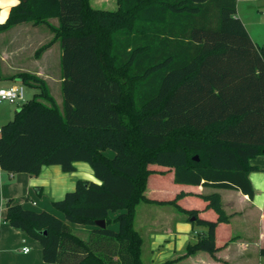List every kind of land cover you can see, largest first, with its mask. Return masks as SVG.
Masks as SVG:
<instances>
[{
	"label": "trees",
	"instance_id": "obj_1",
	"mask_svg": "<svg viewBox=\"0 0 264 264\" xmlns=\"http://www.w3.org/2000/svg\"><path fill=\"white\" fill-rule=\"evenodd\" d=\"M237 1L117 0L116 11H104L90 0H18L11 9L0 32L30 23L53 34L35 56L59 41L62 102L36 75L10 77L37 92L0 129V169L38 176L46 166L72 173L83 162L100 183L77 180L53 202L63 219L7 201L4 222L39 242L45 263L144 264L140 204L172 205L205 230L182 258L214 257L227 246L217 243L219 225L229 223L218 194L162 201L145 192L153 176L165 185L172 176L173 185L253 197L248 176L259 169L249 161L264 157V45L236 16ZM187 196L216 219L181 207ZM70 224L92 227L88 240Z\"/></svg>",
	"mask_w": 264,
	"mask_h": 264
},
{
	"label": "crops",
	"instance_id": "obj_2",
	"mask_svg": "<svg viewBox=\"0 0 264 264\" xmlns=\"http://www.w3.org/2000/svg\"><path fill=\"white\" fill-rule=\"evenodd\" d=\"M18 3V0H0V25L7 21L11 9ZM90 5L93 9L104 11H116L118 8L117 0H90ZM236 16L238 17L237 11ZM49 23L53 26L58 25L56 19L49 20ZM242 23L244 24L243 21ZM244 26L252 41L262 46L253 39L246 24ZM52 38L53 34L47 27L34 26L30 23L19 24L0 32V89L24 87L21 82L10 80V77L28 72L44 80L54 97L50 83L60 89L62 84L61 73L57 70L61 58L59 41L39 56H35V52ZM53 63L56 69L54 66L55 73L51 76L47 71L53 68L51 65ZM27 87L30 90L28 98H31L37 91ZM54 98L60 106L61 103ZM15 112L16 109L12 105L0 102V129L13 120ZM249 165L259 169L248 176L253 189L251 198L232 189L173 185L172 176L169 177L171 183L165 185L160 183L159 178L153 176L145 192L147 198L168 201L174 199L180 192L199 196L218 194L222 209L229 217V223L218 227L217 243L220 246L227 242V246L219 250L214 257L205 252H197L182 258L186 245L195 241L198 235L204 234L205 230H195L187 221L186 215L178 212L172 205L140 204L136 209L135 228L144 239L143 255L146 253L147 261L156 263L155 253L165 245L167 249L159 253V261L162 262H157L158 264L166 261H174L173 264H261L263 257L259 251L264 248V157L257 156L251 159ZM74 167V172L64 173L59 166H46L38 176L12 175L0 169V264H48L42 259V247L39 242L4 222L6 203L11 200L25 209L47 211L60 217V213L53 209L52 203L62 200L67 193L72 192L78 178L100 184L87 163L78 162ZM178 204L184 209H197L202 218L216 219V214L212 210H207L206 202L199 198L187 196ZM80 226L70 224L75 235L76 231L80 230H88L90 234L93 229L90 226L81 229ZM111 228L117 230V224H112ZM25 248L28 249L27 253L23 252Z\"/></svg>",
	"mask_w": 264,
	"mask_h": 264
},
{
	"label": "rangeland",
	"instance_id": "obj_3",
	"mask_svg": "<svg viewBox=\"0 0 264 264\" xmlns=\"http://www.w3.org/2000/svg\"><path fill=\"white\" fill-rule=\"evenodd\" d=\"M237 2L238 3L236 6V11H237L238 17H240L241 20L244 22V24H246V27L248 31L250 32L251 36L253 37V39L259 42L261 45H264V0H239ZM51 65H53V68H49L47 73L49 75L51 74L54 75L56 65L54 63ZM54 66H55V69H54ZM57 70H59V72L61 73L60 66H58ZM21 73H28V72H21ZM50 88H51V92L54 95V97H56L58 101L61 103V100H62L61 89L53 83H50ZM23 90H24V98H25L24 103H25L26 101L30 100L32 97L31 98L29 97L30 99L28 98V93H30V90L27 86H24ZM21 105L22 104H20V106ZM12 106L15 109L18 108L16 105H12ZM107 154L112 155L113 153L111 151H108ZM77 180H81V179L78 178ZM59 215L61 219H63V216L61 214ZM80 227L81 229L88 228V226H80ZM197 229H201V228H198V227L195 228V230ZM88 232H89L88 230H80L79 232L76 231V235L79 236V238L82 240H87V238H89L90 236ZM165 249L167 248L164 245L162 248L156 251L155 256H154V259L158 258V260L155 259L156 263H151L147 261V255L146 253H144L143 255L144 264H158L157 262H162V261H159V257H160L159 253H163ZM261 264H264V258H261Z\"/></svg>",
	"mask_w": 264,
	"mask_h": 264
},
{
	"label": "built area",
	"instance_id": "obj_4",
	"mask_svg": "<svg viewBox=\"0 0 264 264\" xmlns=\"http://www.w3.org/2000/svg\"><path fill=\"white\" fill-rule=\"evenodd\" d=\"M25 101L24 90L22 86H12L10 88L0 89V102H6L10 105H16L20 107ZM24 253L28 252V249H23Z\"/></svg>",
	"mask_w": 264,
	"mask_h": 264
},
{
	"label": "water",
	"instance_id": "obj_5",
	"mask_svg": "<svg viewBox=\"0 0 264 264\" xmlns=\"http://www.w3.org/2000/svg\"><path fill=\"white\" fill-rule=\"evenodd\" d=\"M95 226L99 228H105L106 227L105 221H96Z\"/></svg>",
	"mask_w": 264,
	"mask_h": 264
}]
</instances>
